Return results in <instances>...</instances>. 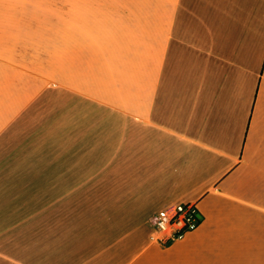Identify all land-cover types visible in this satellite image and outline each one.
Instances as JSON below:
<instances>
[{
    "label": "crops",
    "instance_id": "0c3cea01",
    "mask_svg": "<svg viewBox=\"0 0 264 264\" xmlns=\"http://www.w3.org/2000/svg\"><path fill=\"white\" fill-rule=\"evenodd\" d=\"M89 198L62 264H264V0H0V264Z\"/></svg>",
    "mask_w": 264,
    "mask_h": 264
},
{
    "label": "rangeland",
    "instance_id": "374dc122",
    "mask_svg": "<svg viewBox=\"0 0 264 264\" xmlns=\"http://www.w3.org/2000/svg\"><path fill=\"white\" fill-rule=\"evenodd\" d=\"M67 208V214H53L52 231L38 235L37 246L31 248L30 253L27 252L22 256L26 261L21 264H62L60 258L63 245L66 247L67 242L71 244L73 242L74 246L77 238L86 232L84 228H89L93 224L104 225L112 222V214L104 210L100 199L70 200ZM57 211H60L59 206ZM68 250L69 255H74L71 250L76 248L70 245ZM4 264L17 263L5 262Z\"/></svg>",
    "mask_w": 264,
    "mask_h": 264
},
{
    "label": "built area",
    "instance_id": "2783aa9c",
    "mask_svg": "<svg viewBox=\"0 0 264 264\" xmlns=\"http://www.w3.org/2000/svg\"><path fill=\"white\" fill-rule=\"evenodd\" d=\"M201 221L197 202L176 203L153 220L150 240L158 245L179 241L194 232Z\"/></svg>",
    "mask_w": 264,
    "mask_h": 264
}]
</instances>
